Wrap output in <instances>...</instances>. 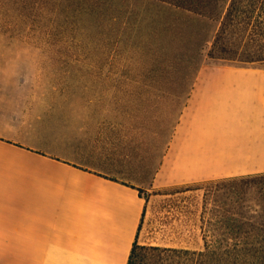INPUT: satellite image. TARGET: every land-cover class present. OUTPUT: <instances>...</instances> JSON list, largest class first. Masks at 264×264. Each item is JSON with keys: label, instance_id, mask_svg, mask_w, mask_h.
Returning <instances> with one entry per match:
<instances>
[{"label": "crops", "instance_id": "0c3cea01", "mask_svg": "<svg viewBox=\"0 0 264 264\" xmlns=\"http://www.w3.org/2000/svg\"><path fill=\"white\" fill-rule=\"evenodd\" d=\"M38 57L0 37V264H126L134 242L200 251L197 185L264 173V67L199 66L141 168Z\"/></svg>", "mask_w": 264, "mask_h": 264}, {"label": "rangeland", "instance_id": "374dc122", "mask_svg": "<svg viewBox=\"0 0 264 264\" xmlns=\"http://www.w3.org/2000/svg\"><path fill=\"white\" fill-rule=\"evenodd\" d=\"M215 29L212 21L154 0H0V37L40 51L36 60L52 67L60 92L83 100L84 113H106L118 152L141 168L159 161ZM199 37L207 40L201 57L192 48ZM224 183L197 185L203 218L196 223L210 243ZM148 258V264L194 260L181 254Z\"/></svg>", "mask_w": 264, "mask_h": 264}, {"label": "trees", "instance_id": "16d2710c", "mask_svg": "<svg viewBox=\"0 0 264 264\" xmlns=\"http://www.w3.org/2000/svg\"><path fill=\"white\" fill-rule=\"evenodd\" d=\"M216 25L192 41L202 64L264 67V0H154ZM227 191L216 203L217 230L200 251L142 246L134 242L126 264H148V257L181 254L192 264H264V173L221 179Z\"/></svg>", "mask_w": 264, "mask_h": 264}]
</instances>
